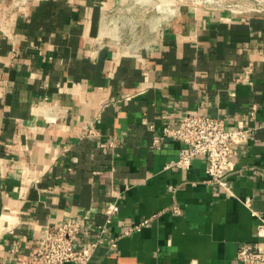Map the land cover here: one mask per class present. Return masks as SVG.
I'll list each match as a JSON object with an SVG mask.
<instances>
[{"label": "crops", "instance_id": "0c3cea01", "mask_svg": "<svg viewBox=\"0 0 264 264\" xmlns=\"http://www.w3.org/2000/svg\"><path fill=\"white\" fill-rule=\"evenodd\" d=\"M147 4L0 0V264H28L69 219L87 252L114 202L88 264H241L258 241L264 12ZM188 114L252 130L231 194L207 183L206 157L174 167L166 129Z\"/></svg>", "mask_w": 264, "mask_h": 264}, {"label": "built area", "instance_id": "2783aa9c", "mask_svg": "<svg viewBox=\"0 0 264 264\" xmlns=\"http://www.w3.org/2000/svg\"><path fill=\"white\" fill-rule=\"evenodd\" d=\"M255 12L260 13L261 11L253 10V13ZM166 132L171 133L175 139L182 143L179 158L174 167L183 168L197 158L206 157L208 160L207 183L223 188L228 194H231L229 178L235 172V163L232 160L234 148L237 145L246 144L252 130L247 129L242 122L236 128L229 129L226 118L188 114L181 118L176 128L166 129ZM90 134L96 133L90 131ZM102 147H106V144H103ZM119 210L117 202L106 206L105 224L98 228V240L103 236L107 226L111 223L112 218L119 213ZM256 215L259 219L256 228L258 241L241 246L237 254L241 264H264V216ZM147 225L148 221H145L134 226L130 231H139ZM82 231L80 221L74 219L48 228L41 242V248L28 261V264H88L98 245V240L91 245L87 252L78 250L76 240ZM111 246L115 248L116 242L112 241Z\"/></svg>", "mask_w": 264, "mask_h": 264}, {"label": "rangeland", "instance_id": "374dc122", "mask_svg": "<svg viewBox=\"0 0 264 264\" xmlns=\"http://www.w3.org/2000/svg\"><path fill=\"white\" fill-rule=\"evenodd\" d=\"M145 6L148 10L160 8L162 13H170L179 4H194L216 9H227L237 12L253 13V10L264 12V0H147ZM157 10L159 11V9ZM150 13V12H148Z\"/></svg>", "mask_w": 264, "mask_h": 264}]
</instances>
